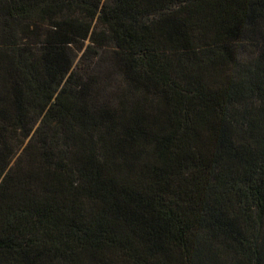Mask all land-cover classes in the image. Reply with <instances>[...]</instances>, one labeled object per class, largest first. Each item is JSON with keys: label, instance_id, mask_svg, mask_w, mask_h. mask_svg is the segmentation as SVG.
Returning <instances> with one entry per match:
<instances>
[{"label": "trees", "instance_id": "obj_1", "mask_svg": "<svg viewBox=\"0 0 264 264\" xmlns=\"http://www.w3.org/2000/svg\"><path fill=\"white\" fill-rule=\"evenodd\" d=\"M0 264H264V0H0Z\"/></svg>", "mask_w": 264, "mask_h": 264}, {"label": "rangeland", "instance_id": "obj_2", "mask_svg": "<svg viewBox=\"0 0 264 264\" xmlns=\"http://www.w3.org/2000/svg\"><path fill=\"white\" fill-rule=\"evenodd\" d=\"M80 54V53H79ZM78 58L75 59V61H77Z\"/></svg>", "mask_w": 264, "mask_h": 264}]
</instances>
